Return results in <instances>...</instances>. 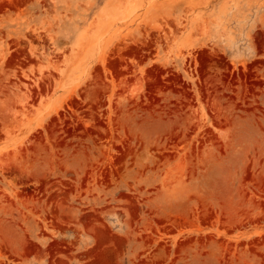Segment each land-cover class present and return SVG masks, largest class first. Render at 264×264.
Masks as SVG:
<instances>
[{
  "label": "rangeland",
  "instance_id": "374dc122",
  "mask_svg": "<svg viewBox=\"0 0 264 264\" xmlns=\"http://www.w3.org/2000/svg\"><path fill=\"white\" fill-rule=\"evenodd\" d=\"M0 264H264V0H0Z\"/></svg>",
  "mask_w": 264,
  "mask_h": 264
},
{
  "label": "bare ground",
  "instance_id": "6f19581e",
  "mask_svg": "<svg viewBox=\"0 0 264 264\" xmlns=\"http://www.w3.org/2000/svg\"><path fill=\"white\" fill-rule=\"evenodd\" d=\"M183 213V212H182ZM176 216H177V214H176ZM178 216H179V214H178ZM188 219H189V217H188ZM188 219H186V220H188ZM222 255V254H221Z\"/></svg>",
  "mask_w": 264,
  "mask_h": 264
}]
</instances>
